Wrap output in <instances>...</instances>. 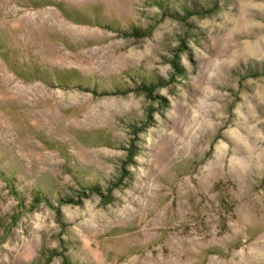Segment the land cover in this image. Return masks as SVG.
<instances>
[{
	"label": "rangeland",
	"instance_id": "1",
	"mask_svg": "<svg viewBox=\"0 0 264 264\" xmlns=\"http://www.w3.org/2000/svg\"><path fill=\"white\" fill-rule=\"evenodd\" d=\"M0 264H264V0H0Z\"/></svg>",
	"mask_w": 264,
	"mask_h": 264
}]
</instances>
